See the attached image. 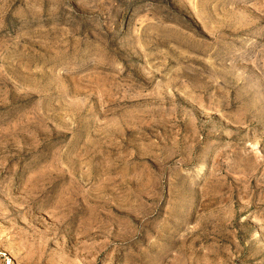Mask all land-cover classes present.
Masks as SVG:
<instances>
[{"label": "rangeland", "instance_id": "374dc122", "mask_svg": "<svg viewBox=\"0 0 264 264\" xmlns=\"http://www.w3.org/2000/svg\"><path fill=\"white\" fill-rule=\"evenodd\" d=\"M0 264H264V0H0Z\"/></svg>", "mask_w": 264, "mask_h": 264}]
</instances>
